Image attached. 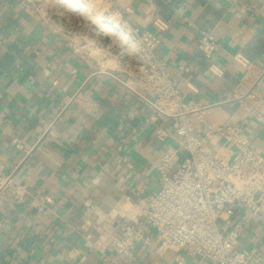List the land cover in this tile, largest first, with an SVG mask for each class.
Wrapping results in <instances>:
<instances>
[{
	"label": "crops",
	"instance_id": "1",
	"mask_svg": "<svg viewBox=\"0 0 264 264\" xmlns=\"http://www.w3.org/2000/svg\"><path fill=\"white\" fill-rule=\"evenodd\" d=\"M111 1L125 26L164 27L157 52L180 103L151 90L137 52L61 29L33 0H0V158L22 187L0 195V264H211L160 248L151 228L129 255L109 239L159 190L160 156L188 157L182 118L215 155L234 150L208 129L230 122L264 156V0ZM239 220L238 246L264 255V216Z\"/></svg>",
	"mask_w": 264,
	"mask_h": 264
},
{
	"label": "built area",
	"instance_id": "2",
	"mask_svg": "<svg viewBox=\"0 0 264 264\" xmlns=\"http://www.w3.org/2000/svg\"><path fill=\"white\" fill-rule=\"evenodd\" d=\"M114 7V14L125 20ZM126 27L146 67L148 86L160 100L180 103L168 66L157 52L164 27L157 24V31L130 24ZM199 46L211 58L219 44L212 32H206ZM261 122L264 127V117ZM175 132L188 157L180 161L179 150L160 156L156 164L159 190L144 199L137 217L109 239V246L129 255L136 244L150 242L147 229L151 228L163 249L184 250L211 264H263L261 251L242 249L238 241L241 213L264 216V156L252 148L241 128L230 122L209 128L208 134L220 135L233 148L231 157L208 151L186 119L182 118ZM9 189L21 195L22 187L14 184L0 158V195Z\"/></svg>",
	"mask_w": 264,
	"mask_h": 264
},
{
	"label": "rangeland",
	"instance_id": "3",
	"mask_svg": "<svg viewBox=\"0 0 264 264\" xmlns=\"http://www.w3.org/2000/svg\"><path fill=\"white\" fill-rule=\"evenodd\" d=\"M33 1L36 3L38 9L47 13V16L56 22L61 29L64 28L79 37L89 35L90 38L99 42L104 47L110 46L111 48H115V52L117 53L130 50L139 54L132 36L126 30L127 27L123 24L121 18L114 14L115 7L111 0H69L79 3V6L74 9L67 8L66 10L69 15L63 16L66 18H61L57 15H61L57 8L60 7L61 9L65 7V0ZM56 3H58V7H55ZM100 19L116 21L120 30H117L116 33H107L106 36L102 35L103 32L99 30ZM119 79L122 80L121 78Z\"/></svg>",
	"mask_w": 264,
	"mask_h": 264
},
{
	"label": "bare ground",
	"instance_id": "4",
	"mask_svg": "<svg viewBox=\"0 0 264 264\" xmlns=\"http://www.w3.org/2000/svg\"><path fill=\"white\" fill-rule=\"evenodd\" d=\"M60 2H63V1H60ZM66 3L65 7H62L60 9V7H58V3H56L55 7H58L57 10L59 11V13L62 15V16H65L67 14V8L69 9H74V8H78V4L77 2H71L69 0H65L64 1ZM54 4V3H53ZM58 5V6H57ZM64 6V5H63ZM99 27L104 31V33L102 35L106 36L107 33L109 34L110 32H113V33H116L117 32V27L116 25L112 22V21H108V20H104V19H100L99 20Z\"/></svg>",
	"mask_w": 264,
	"mask_h": 264
}]
</instances>
